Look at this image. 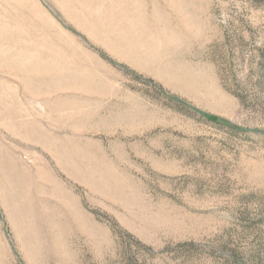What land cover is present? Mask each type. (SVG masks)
<instances>
[{
	"label": "rangeland",
	"instance_id": "1",
	"mask_svg": "<svg viewBox=\"0 0 264 264\" xmlns=\"http://www.w3.org/2000/svg\"><path fill=\"white\" fill-rule=\"evenodd\" d=\"M0 54V264H264V0H0Z\"/></svg>",
	"mask_w": 264,
	"mask_h": 264
},
{
	"label": "trees",
	"instance_id": "2",
	"mask_svg": "<svg viewBox=\"0 0 264 264\" xmlns=\"http://www.w3.org/2000/svg\"><path fill=\"white\" fill-rule=\"evenodd\" d=\"M203 116V115H202ZM207 121H209V122H212V123H215V124H223V123H221V121L218 119V118H216V117H213V116H210V115H204L203 116ZM225 125V124H224Z\"/></svg>",
	"mask_w": 264,
	"mask_h": 264
},
{
	"label": "bare ground",
	"instance_id": "3",
	"mask_svg": "<svg viewBox=\"0 0 264 264\" xmlns=\"http://www.w3.org/2000/svg\"><path fill=\"white\" fill-rule=\"evenodd\" d=\"M11 20V19H10ZM12 24V23H11ZM19 28V27H18ZM7 38V37H6ZM1 55V54H0ZM27 68V67H26Z\"/></svg>",
	"mask_w": 264,
	"mask_h": 264
}]
</instances>
